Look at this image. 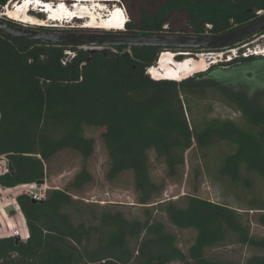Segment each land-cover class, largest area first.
<instances>
[{
	"label": "trees",
	"instance_id": "trees-1",
	"mask_svg": "<svg viewBox=\"0 0 264 264\" xmlns=\"http://www.w3.org/2000/svg\"><path fill=\"white\" fill-rule=\"evenodd\" d=\"M116 1L130 14L134 11L124 27L132 34L215 36L253 22L257 13L264 12V0ZM8 2L0 0V8ZM171 5L175 7L169 9ZM199 6L222 7L230 13L223 18L207 16L196 9ZM30 14L44 18L38 12ZM258 35L264 37V30ZM114 49L105 55L99 51L88 61L87 51L74 46L37 44L0 34V156H6L15 171L14 176L0 177L2 187L44 180L45 163L66 150L88 160L94 140L84 136V128L103 129L106 179L130 173L139 205H148L161 192L149 173L151 151L163 162L167 177L174 178L193 145L208 148L216 141L229 142L235 149L222 160L218 177L246 188L251 181L245 175L264 182V55L239 54L218 64L228 67L226 72L213 65L174 81L153 80L146 74L161 49ZM67 51L74 57L68 58ZM199 53L189 50L175 58L182 61ZM238 80L251 85L248 92L231 87ZM210 93L238 112L247 128L232 121L205 122L201 129L192 126L187 99L204 100ZM92 180L83 166L68 188L81 191ZM17 201L29 237L25 242L0 239V264H235L206 256L208 249L231 241L262 253L244 264H264V238L252 236L234 209L196 196H185L183 204L162 203L172 226L195 232L186 254L162 223L128 220L120 211L101 207L97 211L74 199L68 189L48 190L41 203L25 196ZM251 210L258 211L257 224L264 227V201H252ZM142 235L132 248V241Z\"/></svg>",
	"mask_w": 264,
	"mask_h": 264
},
{
	"label": "rangeland",
	"instance_id": "rangeland-1",
	"mask_svg": "<svg viewBox=\"0 0 264 264\" xmlns=\"http://www.w3.org/2000/svg\"><path fill=\"white\" fill-rule=\"evenodd\" d=\"M12 1L9 0L4 7L0 8V20L3 22L9 21L19 27L34 29L43 27L44 29L63 33H75L80 31L117 32L114 30L85 29L83 28L84 21L79 19L70 23L66 21V24H58L56 27H54V25L32 26L22 24L4 15L7 11L12 10L13 5H16L17 0H15L14 3ZM71 1L73 0L67 1L68 6L73 5ZM104 4L105 9L102 13L103 16H107L115 6L121 7L129 20L131 19V14L134 12L131 10L130 14L122 5L114 1L105 2ZM174 7V5H171L169 9H173ZM176 7L182 8L180 4ZM196 9L204 15L216 18L226 17L230 13L228 9L222 7L199 6L196 7ZM258 14L259 13H257V15ZM260 15H264V12ZM31 16L35 17L34 15ZM178 28L177 26L175 29ZM246 44L251 48V51L246 50V55H250V52L253 53L255 49L258 51L264 48V37L256 35L249 41L236 44L233 48ZM77 48L85 51L89 49L87 46H80ZM230 49L232 48H225L218 52L201 51L199 54L186 56L182 61H177L175 58L181 54L163 51L158 54L159 60L157 64L155 63V66L164 68L166 69L165 71L170 69L167 74L169 76H162L161 79L174 81H182L189 78L176 80L170 76L172 75L170 71L173 72V70H175V74L183 72L182 66L185 64H190L192 66V59L199 62L200 68L198 71L202 73L206 72V70L214 64L217 65L218 68L225 69L224 72H226L228 71V67L218 66V64L224 63L225 57L227 56L226 52ZM97 50H109L114 52L115 49L110 46H99ZM216 53H223L224 56L221 62H216L215 59L221 58V55H217ZM214 61L217 64H213ZM246 77L249 78V75L247 74ZM261 77L264 83V74H261ZM238 81L239 82L236 84L231 85V87L248 92L251 85L244 80ZM260 89H263V87H260ZM187 105L190 108V112L187 114L188 121H190L192 126L195 125L197 129H201L202 125L209 121H232L244 129L247 128L241 115L233 108L225 105L217 93H210L204 100L188 98ZM102 132L103 129L84 128V136L94 140V153L88 160H83L75 151L66 150L58 153L49 162L45 163V182L48 190L68 189L74 199L87 203L91 208L97 211L100 210L98 207L110 211H120L128 220L143 222L150 218L151 220L158 221L165 226L169 234L175 237L177 247L185 254L193 243L195 232L193 230H180L172 226L161 209L162 203L166 201H175L179 204H183L185 196L187 195L196 196L234 209L239 213L242 223L249 228L252 236L264 238V227L258 225L256 221V213H258V211L251 210L252 201H264V182L257 176L245 175V177L251 181V187L246 188L242 184H234L227 179H221L217 174L218 167L224 157L234 152L235 147L233 144L225 141H216L208 148H197L193 145V147L185 153L184 165L179 168L174 178L167 177L163 162L158 160L152 151L149 152V173L153 182L161 188V192L158 196L154 197L148 205H139L134 190L133 178L130 173L120 175L112 181L106 179L108 158L100 138ZM83 166H85L92 175V182L85 185L81 191L69 189L68 186L70 182ZM142 238L143 235L139 239L132 241L131 247L135 248ZM256 255H262V253L247 246L239 245L235 241L223 243L206 251V256L210 260L220 263L233 262L235 264H244L251 257Z\"/></svg>",
	"mask_w": 264,
	"mask_h": 264
},
{
	"label": "water",
	"instance_id": "water-1",
	"mask_svg": "<svg viewBox=\"0 0 264 264\" xmlns=\"http://www.w3.org/2000/svg\"><path fill=\"white\" fill-rule=\"evenodd\" d=\"M49 3V2H48ZM54 3H51L53 5ZM259 18L240 28L223 33L221 35L204 36H171L163 34H124L115 37H101L92 34H72L63 32L41 31L33 28L11 26L0 20V34L12 38L29 41L37 44L58 45V46H87L89 49L88 61L91 56L99 50V46L110 47H155L164 49H176L173 53H186L189 50L212 51L229 48L251 37H254L264 30V15L258 14ZM104 52V51H103ZM158 59V58H157ZM9 174L14 176L15 171L9 163ZM42 182V181H41ZM32 203H37L32 201ZM16 242L18 238H14Z\"/></svg>",
	"mask_w": 264,
	"mask_h": 264
},
{
	"label": "bare ground",
	"instance_id": "bare-ground-1",
	"mask_svg": "<svg viewBox=\"0 0 264 264\" xmlns=\"http://www.w3.org/2000/svg\"><path fill=\"white\" fill-rule=\"evenodd\" d=\"M56 2L55 5H51L48 2ZM68 0H24V3H17L13 5L12 10L7 11L4 15L12 20L18 21L22 24H28L32 26H50L56 27L58 24H66V21L72 22L76 19L84 21L83 28L96 29L104 31H123L127 22V17L123 9L119 6L113 7L107 16H103L102 13L105 9V2L102 0H73V5H67ZM13 3L15 0L12 1ZM42 6L47 9V16L43 19H38L31 16L30 8L33 6ZM58 5V6H57ZM106 11V10H105ZM107 12V11H106ZM71 18V19H70ZM56 24V25H55ZM68 24V23H67ZM264 54V51L261 52ZM260 55V54H259ZM197 56V55H196ZM219 57V56H218ZM159 60V59H158ZM156 61V64L158 62ZM217 60V59H215ZM192 66L185 64L182 66L183 72L175 74L170 71L173 78L176 80L193 76L199 72L200 64L195 59H192ZM216 63L215 61L213 64ZM155 64V65H156ZM151 67L147 74L153 80L161 79L162 76H166L168 71L166 69L156 66ZM188 65V66H187ZM194 65V66H193ZM195 67V68H194ZM164 72V74H163ZM166 72V73H165ZM169 76V75H167Z\"/></svg>",
	"mask_w": 264,
	"mask_h": 264
},
{
	"label": "built area",
	"instance_id": "built-area-1",
	"mask_svg": "<svg viewBox=\"0 0 264 264\" xmlns=\"http://www.w3.org/2000/svg\"><path fill=\"white\" fill-rule=\"evenodd\" d=\"M206 28L210 29V25H206ZM163 29L166 30L167 25H165ZM246 50L251 51V48L248 47V44L228 50L226 52L227 56L225 57L224 62H229L230 60L238 57L239 54H241L242 57L247 56ZM262 51H264V48L259 49L258 51L255 49L253 53L250 52V54L258 55L261 54ZM114 52L116 51L114 50ZM65 54L68 58L74 57V53L70 51L65 52ZM216 54L221 55V58L217 59L216 62H221L224 56L223 53ZM66 62L67 58L62 60V64H65ZM149 69H147L146 74ZM6 174H9V162L6 156H0V177ZM47 191L48 189L46 187L45 179L42 180V182L39 181L21 184L11 188H4L0 185V239L12 237L18 238L22 242H25L28 239L29 233L26 226V221L19 207L17 199L21 196H25L31 201L41 203L45 201Z\"/></svg>",
	"mask_w": 264,
	"mask_h": 264
},
{
	"label": "flooded vegetation",
	"instance_id": "flooded-vegetation-1",
	"mask_svg": "<svg viewBox=\"0 0 264 264\" xmlns=\"http://www.w3.org/2000/svg\"><path fill=\"white\" fill-rule=\"evenodd\" d=\"M7 24H9V25H11V26H17V25H14V24H12V23H7ZM34 29V28H33ZM36 30H41V31H52V32H57V31H54V30H50V29H36ZM67 33H72V34H92V35H97V36H101V37H115V36H120V35H124V34H132V33H129V31H127V30H123V31H117V32H86V31H80V32H67ZM143 34V33H142ZM155 48V47H154ZM159 49H161V48H159ZM162 51H164V49H161ZM104 51V50H103ZM102 51V52H103ZM168 51H171V50H169L168 49ZM177 51V50H176ZM105 52L106 51H104V55H105ZM161 53V52H160ZM96 54V53H95ZM93 56V55H92ZM92 56H91V58H92ZM90 58V59H91Z\"/></svg>",
	"mask_w": 264,
	"mask_h": 264
},
{
	"label": "clouds",
	"instance_id": "clouds-1",
	"mask_svg": "<svg viewBox=\"0 0 264 264\" xmlns=\"http://www.w3.org/2000/svg\"><path fill=\"white\" fill-rule=\"evenodd\" d=\"M22 1H24V0H22ZM111 1H113V0H110L109 2H111ZM21 2V1H20ZM114 2H117V3H119L118 1H116V0H114ZM17 3H19V2H17ZM51 3H54L53 5H55L56 4V2H52V1H49V4H51ZM72 4V3H71ZM30 10H31V8H30ZM31 12V11H30ZM32 12H34V13H37V12H35V11H32ZM39 13V12H38ZM41 14H43V13H41ZM44 15V17H46L47 15H45V14H43ZM48 17V16H47ZM177 54H183V53H177ZM251 55V54H250ZM253 55H255V54H253ZM259 55V54H258ZM261 55V54H260Z\"/></svg>",
	"mask_w": 264,
	"mask_h": 264
}]
</instances>
